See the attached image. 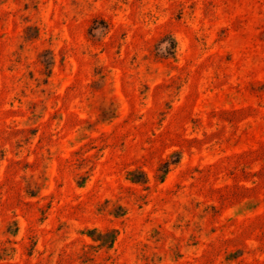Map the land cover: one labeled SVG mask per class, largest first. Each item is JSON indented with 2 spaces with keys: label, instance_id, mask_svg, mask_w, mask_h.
<instances>
[{
  "label": "rangeland",
  "instance_id": "rangeland-1",
  "mask_svg": "<svg viewBox=\"0 0 264 264\" xmlns=\"http://www.w3.org/2000/svg\"><path fill=\"white\" fill-rule=\"evenodd\" d=\"M0 264H264V0H0Z\"/></svg>",
  "mask_w": 264,
  "mask_h": 264
}]
</instances>
